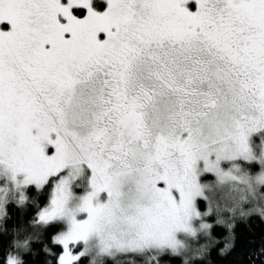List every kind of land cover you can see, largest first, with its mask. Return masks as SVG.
<instances>
[{
    "label": "snow or ice",
    "instance_id": "snow-or-ice-1",
    "mask_svg": "<svg viewBox=\"0 0 264 264\" xmlns=\"http://www.w3.org/2000/svg\"><path fill=\"white\" fill-rule=\"evenodd\" d=\"M254 221L264 0H0V264H219Z\"/></svg>",
    "mask_w": 264,
    "mask_h": 264
},
{
    "label": "trees",
    "instance_id": "trees-1",
    "mask_svg": "<svg viewBox=\"0 0 264 264\" xmlns=\"http://www.w3.org/2000/svg\"><path fill=\"white\" fill-rule=\"evenodd\" d=\"M238 231L240 233V244L237 247V252L228 259L219 261V264H233L242 247L247 250L257 246L261 242V237L264 236V224L254 221L250 228L241 225ZM251 241H255V244L250 243Z\"/></svg>",
    "mask_w": 264,
    "mask_h": 264
}]
</instances>
